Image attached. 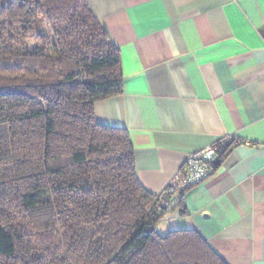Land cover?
Segmentation results:
<instances>
[{
	"label": "trees",
	"instance_id": "obj_1",
	"mask_svg": "<svg viewBox=\"0 0 264 264\" xmlns=\"http://www.w3.org/2000/svg\"><path fill=\"white\" fill-rule=\"evenodd\" d=\"M123 84L86 0H0V264H228L193 229L158 230L170 205L96 116Z\"/></svg>",
	"mask_w": 264,
	"mask_h": 264
},
{
	"label": "crops",
	"instance_id": "obj_2",
	"mask_svg": "<svg viewBox=\"0 0 264 264\" xmlns=\"http://www.w3.org/2000/svg\"><path fill=\"white\" fill-rule=\"evenodd\" d=\"M86 1L124 73L96 116L126 128L148 190L160 193L191 153L235 139L158 230L193 229L228 264H264V0Z\"/></svg>",
	"mask_w": 264,
	"mask_h": 264
},
{
	"label": "built area",
	"instance_id": "obj_3",
	"mask_svg": "<svg viewBox=\"0 0 264 264\" xmlns=\"http://www.w3.org/2000/svg\"><path fill=\"white\" fill-rule=\"evenodd\" d=\"M234 141L231 136L222 137L210 146L191 153L158 193V205H170L177 195L210 177L215 168V157L225 154Z\"/></svg>",
	"mask_w": 264,
	"mask_h": 264
},
{
	"label": "water",
	"instance_id": "obj_4",
	"mask_svg": "<svg viewBox=\"0 0 264 264\" xmlns=\"http://www.w3.org/2000/svg\"><path fill=\"white\" fill-rule=\"evenodd\" d=\"M220 161H221V157L220 156H216L215 159H214V164L217 166L220 164Z\"/></svg>",
	"mask_w": 264,
	"mask_h": 264
}]
</instances>
